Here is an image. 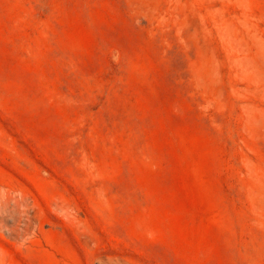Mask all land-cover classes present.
Returning a JSON list of instances; mask_svg holds the SVG:
<instances>
[{
    "label": "rangeland",
    "instance_id": "rangeland-1",
    "mask_svg": "<svg viewBox=\"0 0 264 264\" xmlns=\"http://www.w3.org/2000/svg\"><path fill=\"white\" fill-rule=\"evenodd\" d=\"M0 264H264V0H0Z\"/></svg>",
    "mask_w": 264,
    "mask_h": 264
}]
</instances>
